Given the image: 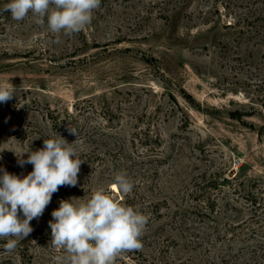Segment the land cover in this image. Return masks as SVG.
Returning a JSON list of instances; mask_svg holds the SVG:
<instances>
[{
  "label": "rangeland",
  "instance_id": "1",
  "mask_svg": "<svg viewBox=\"0 0 264 264\" xmlns=\"http://www.w3.org/2000/svg\"><path fill=\"white\" fill-rule=\"evenodd\" d=\"M8 2L0 175L26 176L18 157L57 135L85 162L0 264H59L51 213L119 172L135 186L112 195L149 220L116 264H264V0H101L71 37Z\"/></svg>",
  "mask_w": 264,
  "mask_h": 264
},
{
  "label": "clouds",
  "instance_id": "2",
  "mask_svg": "<svg viewBox=\"0 0 264 264\" xmlns=\"http://www.w3.org/2000/svg\"><path fill=\"white\" fill-rule=\"evenodd\" d=\"M100 4L101 0H9L3 10L10 11L16 21L29 13L39 18L38 23L46 18L51 33L71 37L91 24ZM14 94L13 85L0 84V103ZM69 132L78 138L75 128L69 127ZM43 144L25 152L26 160L24 153L18 157L21 167L33 166L26 176L21 178L6 170L0 175V240L6 241L3 249L7 253L30 235V222L43 215L60 187L77 185L80 166L85 162L77 139L69 143L57 135L44 139ZM134 186L126 172H119L108 187L95 189L87 198L60 201L49 221L51 245L63 252L59 264H116L124 253L142 249L149 217L114 198L111 191L128 194Z\"/></svg>",
  "mask_w": 264,
  "mask_h": 264
}]
</instances>
